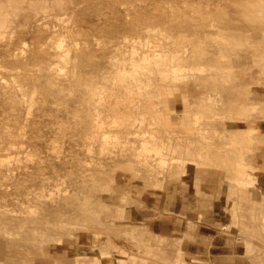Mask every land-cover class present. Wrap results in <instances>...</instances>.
<instances>
[{
    "label": "rangeland",
    "instance_id": "rangeland-1",
    "mask_svg": "<svg viewBox=\"0 0 264 264\" xmlns=\"http://www.w3.org/2000/svg\"><path fill=\"white\" fill-rule=\"evenodd\" d=\"M107 1L62 0L40 12L25 2L3 28L0 121L6 125L0 129V159L9 165L0 173V264H89L79 257L114 243L129 258L120 264H179L171 252L184 258L181 247L155 244L148 224L128 217L132 193L158 202L164 194L186 195L204 181L240 191L249 182L247 189L259 191L235 164L232 151L239 143L217 154L216 147L195 143L187 149L180 139L177 148L152 152L150 171L139 170L138 152L141 138L153 130L194 138L191 117L210 133L248 125L264 132V0ZM138 23L152 29L135 32ZM154 57L162 61L151 63ZM138 64L145 76L133 80L128 74ZM210 93L219 99L216 107L203 105ZM12 103L19 105V116ZM225 118L237 124L228 126ZM103 133L114 135L106 143L109 151L102 150ZM262 152L264 157V146L257 145L245 154L256 153L260 163ZM39 165L43 172L34 176ZM164 166L172 170L163 173ZM228 197L246 246L253 244L264 258L256 245H264V212L253 214V203L240 205L235 193ZM80 235L86 240L79 242ZM245 257L264 264L247 248Z\"/></svg>",
    "mask_w": 264,
    "mask_h": 264
},
{
    "label": "crops",
    "instance_id": "crops-1",
    "mask_svg": "<svg viewBox=\"0 0 264 264\" xmlns=\"http://www.w3.org/2000/svg\"><path fill=\"white\" fill-rule=\"evenodd\" d=\"M262 155L263 152L260 155L259 168L253 174L244 176L245 179L257 184L259 188L257 193H252L250 189L240 191L231 184L225 186L223 181L200 182L191 187L186 195L164 194L158 202H146L140 195L132 193L127 209L128 217L135 223L148 224L153 232L155 244L181 247L186 252L184 258L176 249L171 252L173 257H178L179 264H251L250 259L245 257L246 248L248 253L252 255L254 253L256 262H264L262 254L253 244L246 246L247 238L241 232L238 214L232 211L234 203L228 197L229 193H235L241 198L240 205L253 203L249 208L253 214L257 211L264 212ZM255 195L260 201L254 198ZM256 203L262 204L259 207ZM84 236L80 235L79 242L86 240ZM93 240L94 236L91 233L88 241L92 242V245ZM107 241L108 238H104V242ZM75 244L79 245L78 242ZM262 244L256 245L264 249ZM115 245L118 244L114 243L113 247L112 245L93 247L94 253L86 254L89 264H120V258L129 259L128 256L121 254L122 248ZM132 254L133 252L130 256Z\"/></svg>",
    "mask_w": 264,
    "mask_h": 264
},
{
    "label": "bare ground",
    "instance_id": "bare-ground-1",
    "mask_svg": "<svg viewBox=\"0 0 264 264\" xmlns=\"http://www.w3.org/2000/svg\"><path fill=\"white\" fill-rule=\"evenodd\" d=\"M99 1V0H98ZM109 1V0H108ZM107 1V3H108ZM112 1V0H111ZM115 1V0H114ZM120 1V0H119ZM118 1V2H119ZM25 2H28L32 7L35 8V10L37 12H40L42 10H48L51 6H52V3H54V7L57 5V4H60L62 2V0H6L3 1V0H0V36L3 35V28L5 27L6 23L8 21H11L12 20V17L11 15L12 14H20L21 12H23V9L25 8V5L24 3ZM116 2V1H115ZM94 3V2H93ZM91 3V4H93ZM98 3V2H97ZM120 3V2H119ZM80 6V5H79ZM78 8V7H77ZM71 12H73V15L75 12H77V9H76V6L75 8H71ZM25 25L27 23H24ZM39 24V23H38ZM21 25V24H20ZM24 25V27H25ZM35 25V24H34ZM168 25V24H167ZM27 26V25H26ZM33 26V25H32ZM152 29V27L147 24V25H144L142 26L140 23H138L135 28L133 29L135 32H142L143 30H150ZM160 29V27H159ZM161 30V29H160ZM146 32V31H145ZM156 32V31H155ZM154 32V33H155ZM166 32V31H165ZM152 33V32H151ZM160 34H162L160 32ZM165 34V33H164ZM167 34V33H166ZM130 35V34H129ZM129 35H125L124 37L125 38H130ZM131 36V35H130ZM166 36V35H165ZM75 39V38H74ZM79 40V39H78ZM77 40V41H78ZM75 41L76 43H80V42H77ZM80 41V40H79ZM186 41V40H185ZM9 45L10 43L7 42ZM4 45H7L8 44H5V42L3 43ZM88 44V42H87ZM86 44V46H88ZM190 44V43H189ZM2 45V46H4ZM85 45V43H84ZM85 46V47H86ZM190 46V45H189ZM9 47V46H8ZM84 47V46H83ZM1 48V46H0ZM3 48V47H2ZM81 48V47H80ZM79 48V49H80ZM188 48V47H187ZM83 49V48H82ZM80 49V50H82ZM86 49V48H85ZM134 55V54H133ZM4 56V55H3ZM13 55H11L12 57ZM16 56V55H15ZM14 57V56H13ZM16 57H19V56H16ZM132 57V55H131ZM160 57V55H159ZM6 58V57H5ZM15 58V57H14ZM155 58V57H154ZM192 58V57H191ZM112 59V58H111ZM132 59V58H131ZM145 60H149V58L147 56L144 57ZM195 59V58H194ZM17 61H22L20 59H17ZM119 60V59H118ZM133 60V59H132ZM113 61V59H112ZM151 61V60H150ZM162 60L159 59L158 57H156L154 60L151 61L152 62H156L157 64L159 62H161ZM26 62V61H25ZM23 62V63H25ZM115 62V61H114ZM113 62V63H114ZM155 63V64H156ZM156 64V65H157ZM155 66V65H154ZM159 66V65H158ZM134 67V66H133ZM156 67V66H155ZM143 68L142 65H136L134 67V70L132 72H130L128 74V76L135 80V79H143V74L141 73V69ZM151 68V67H150ZM159 68V67H158ZM142 70H146V69H142ZM151 70V69H150ZM138 71V72H137ZM153 71V70H152ZM158 71V70H156ZM143 73L145 71H142ZM148 72V71H147ZM95 76H93L92 78H95ZM103 78H105V76L103 75L102 76ZM107 78V76H106ZM146 78V77H145ZM147 79V78H146ZM153 79V78H152ZM151 79V80H152ZM168 79V78H167ZM164 80V79H162ZM151 82V81H150ZM163 82V81H162ZM160 84V83H159ZM159 84H157L159 86ZM143 83L141 84V86H139L140 88L142 87L143 88ZM157 86V87H158ZM183 86V85H182ZM181 86V87H182ZM180 87V86H179ZM185 87V86H184ZM139 88V89H140ZM178 88V87H177ZM37 89V88H36ZM144 89H145V86H144ZM176 89V88H175ZM182 89V88H180ZM184 92V91H183ZM150 94V93H149ZM148 94V95H149ZM95 96V95H93ZM101 97V96H100ZM102 99V97H101ZM104 99V97H103ZM106 99V98H105ZM99 100V98H98ZM205 100L202 99L201 102H204ZM32 103H36V99L33 98L32 100ZM151 103V102H150ZM153 104V103H152ZM151 104V105H152ZM182 104V103H181ZM213 105L216 107V105H219V99L213 97V95L210 93V95L208 96V99L206 101V104L203 103V105ZM236 104V103H235ZM238 104V103H237ZM241 107L242 103H239ZM235 107H237L236 105H234ZM182 107L183 104H182ZM11 108L14 110V113L17 114V116H19V105H17L16 103H12L11 105ZM151 108V107H150ZM155 109V108H153ZM183 109V108H182ZM156 110V109H155ZM158 111V110H157ZM78 113V112H77ZM235 113V112H233ZM162 117V115H161ZM164 117V116H163ZM180 117V116H179ZM181 117H183V115H181ZM161 119V118H160ZM164 120V118H162ZM161 119V120H162ZM185 119V117H184ZM162 120V121H163ZM191 120L195 122V125H193L190 129L191 133H196L194 138H190L189 137V134L190 133H184V134H178L177 132L175 133H169V135H163V134H159L157 131L153 130L149 135H144L140 142H141V147L142 149L139 150L138 152V155L140 157H142L140 159V164L143 166L141 167L139 170H152V163L149 161V157H151L153 155L152 152L156 151V152H159L161 149L163 148H167L168 150H172L174 148H177L179 146V144H181V142L183 141V143L186 145V148L187 149H190V147L192 146L191 144L194 145H198L199 147H207L208 149L210 147H216L217 148V154L218 153H221L223 150V148H226L228 147L229 145L235 147L237 145V143H239V146H237V148H234L235 150H233L232 152H234L236 154V159L237 161L235 162V164L238 165L239 168H241L242 172L246 175H250V174H253L259 167L260 163L259 161L256 160L257 158V154L254 153H249V154H245L246 151H251L252 150V146L256 147L257 145H261V146H264V132H258L257 130H255V128L257 126H250L248 125L246 128L243 127V124L240 123L238 126L240 127H243V129H231L230 130V133H225L223 132L222 130H219L217 129L215 132L213 133H210V130L207 129L206 127H203V126H198L196 125V123L198 122V118H193L191 117ZM27 121L28 119L26 120H23L21 121L22 122V125L23 126H26L27 124ZM158 121V120H157ZM85 122V120H84ZM96 124L100 127V122L98 120L95 121ZM165 121L161 122V123H164ZM167 122V121H166ZM224 122L226 125L228 126H235V124H237L236 120L234 118H225L224 119ZM102 123V122H101ZM168 124V122H167ZM5 123H3L2 121H0V129H2L3 127H5ZM171 126H174V124H171ZM168 127L166 128V131H167ZM107 133V132H106ZM106 133H103V135L101 136V142H103V146H102V150H105V151H109L110 150V147L108 146L109 142L111 141V139H113L114 135H107ZM94 136V135H93ZM93 136H89V139H93L94 137ZM117 136V134L115 135V137ZM215 136L217 137H221L222 140L220 143H218V141H216L215 139ZM93 137V138H92ZM182 139V141L180 140ZM2 137H0V142H2ZM108 143V144H106ZM255 143V144H254ZM240 147V148H239ZM200 156L204 157V156H209L210 155V152H208L207 154L203 155L202 152H199ZM155 159V158H153ZM9 165V161L8 159H0V173H3L5 172V168H7ZM19 166H23V164L19 163L18 164ZM26 166V165H25ZM165 167V166H164ZM167 168V169H166ZM43 168L42 166H38V167H35V172L33 173L34 176H36L35 174H39L42 171ZM169 171H171L172 169L171 168H168L167 166L162 169L161 172L163 173H167ZM45 173V172H44ZM42 174V173H41ZM40 174V176H41ZM46 174V173H45ZM44 174V175H45ZM31 175V176H33ZM43 175V176H44ZM55 176L56 174L54 175V179H55ZM47 177V176H46ZM49 177V176H48ZM261 178V177H260ZM49 181V180H48ZM47 181V182H48ZM243 181V180H242ZM45 183H46V180H45ZM145 184L148 183L147 181L144 182ZM156 186L158 187H161L162 188V184L160 181H154L153 182ZM248 184L246 185V183L244 184L245 185V188L243 187V184H241L240 188L242 190H248L247 187L250 186L249 185V182H247ZM252 187V186H251ZM249 189L252 191V193H255L254 192V188H250ZM38 201V199H37ZM58 201V199H57ZM151 248V247H150ZM162 248V247H160ZM148 249V248H147ZM150 250V249H149ZM170 256V255H169ZM171 258V257H170ZM174 258V257H172ZM80 259V262H85L87 259L86 257H79ZM120 259H123V258H120ZM177 261V260H175ZM177 264H178V261H177Z\"/></svg>",
    "mask_w": 264,
    "mask_h": 264
}]
</instances>
